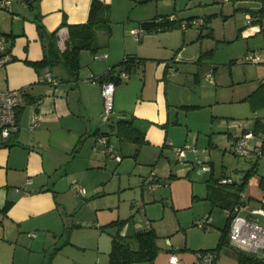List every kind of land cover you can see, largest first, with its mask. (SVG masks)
Here are the masks:
<instances>
[{
    "label": "rangeland",
    "instance_id": "obj_1",
    "mask_svg": "<svg viewBox=\"0 0 264 264\" xmlns=\"http://www.w3.org/2000/svg\"><path fill=\"white\" fill-rule=\"evenodd\" d=\"M165 1L125 0L123 7L118 4L114 13L109 14L110 34L98 29V35H104L107 42L121 50V60L126 54L135 53V46L141 44L145 36H150L144 46L138 47L140 52L176 65V73H168L165 78L169 96L175 101L171 106L175 124L170 123L168 131L174 146L186 147V156L178 157L169 147H164L160 156L158 150L154 152L133 139L122 138L114 124L110 132L111 120L118 118L104 119L103 107L100 120L106 123L123 161L117 162L104 143L101 142L104 148L97 145L100 144L99 134L94 143L99 147L92 144L98 152V161L92 169L84 171L82 180L75 178L79 186L85 187L86 194L80 196L71 188L77 197L68 194L64 226L56 235L51 233L52 237L46 241L45 262L51 256L50 264H108L112 236L119 228L117 222L124 224L120 233L124 227L125 233H130L141 228L148 219L158 234V256L168 254V248H176V253L186 251L201 264L196 256V251L204 249H198L200 242L216 243L220 235L217 226L220 223L223 226L226 217L224 208L212 206L205 198L210 175L241 182L254 164L256 172L252 176L264 175V145L258 137L250 139L246 154L234 150V137L243 127H253L256 116L264 122V106L258 107L252 97L259 96L255 91L264 80V62L245 60L246 52L259 50L260 42L264 46V33L254 37L237 36V27L244 16V9L238 7L254 6V2L260 0H170L169 6ZM11 2L21 4L26 0ZM129 2H133L131 6ZM156 11L177 13L179 21H195L185 29L178 22L175 27L145 33L140 41L135 40L129 29L137 27L140 19L149 18ZM224 15L229 18L225 22ZM200 17L210 18L209 29L201 28L196 22ZM209 31L211 35H206ZM126 45H129L127 53L124 52ZM179 47L186 48L184 60L173 58ZM194 52L195 60H187L194 57ZM133 74L134 71L129 76ZM255 101L257 103V97ZM186 104L197 106L185 107ZM255 133L264 134V131ZM87 149L83 145L82 153H88ZM198 161L212 170L200 172ZM186 181L188 183L184 184ZM92 183L99 185L96 192L89 188ZM154 184L158 188L153 187ZM171 190L176 193L177 202ZM207 215L216 221L204 228L197 221ZM251 217L257 219L255 215ZM258 220L264 224V217ZM41 249L36 253L42 255Z\"/></svg>",
    "mask_w": 264,
    "mask_h": 264
},
{
    "label": "crops",
    "instance_id": "obj_2",
    "mask_svg": "<svg viewBox=\"0 0 264 264\" xmlns=\"http://www.w3.org/2000/svg\"><path fill=\"white\" fill-rule=\"evenodd\" d=\"M102 1L110 4V13H114L118 4L120 7L125 5V0ZM138 1L144 3L147 0ZM167 1L164 3H168L169 6L170 0ZM90 2L91 0H34L31 3L23 2L21 4L11 2L9 8L0 11V32L8 34L12 38L11 52L14 57L7 64L0 66V90L24 87L27 91V102L17 113V129L7 138H2L0 135V264H44L43 253L48 252V248L45 247L46 241L52 237L51 233L56 235V232H59L64 226L68 194L74 195L71 188L75 189V186L78 185L77 180H82L84 171L92 169L94 162L98 161V152L92 148L95 145L96 137L99 134H107L108 143H104V145L108 147V144H112L114 151L118 154L110 138V132L114 128L113 124L115 125L118 119L111 120L110 132L107 131L106 123L104 124L100 120L103 111L101 86L98 82L90 80L89 77L92 74L97 77L103 76L112 65L118 64L122 56L121 50L113 47L111 42H107L104 35H98L99 47L95 53L86 49L80 51L79 79L77 81L65 79V70L56 66L50 71L58 80L56 85L40 80L41 76L48 71L47 69L38 73L24 61L39 60L43 56L35 24L36 17L41 18V22L47 30L57 29V43L63 50L68 37V28L66 25H62V22L64 20L67 23L86 21ZM262 2L264 1H255L254 6L238 7L241 10L244 9V16L243 22L237 27V36L251 35L254 37L264 33V11L261 15H252L253 11L259 10L264 5ZM129 3L131 6L133 2ZM171 13L156 11L155 15ZM172 14L179 17L177 13ZM246 14L252 16L249 22L246 20ZM223 18L224 22L229 19L227 15H224ZM202 19L204 18L200 17L196 20ZM134 28L139 27H131L129 33L138 41L145 33L158 32L143 31L139 37H136L131 32ZM209 32L206 35H211V31ZM147 37L150 36H145L144 40H141L142 43L135 46V53H132V55L145 58V60L133 68V75L120 79L115 84L111 114L116 112L130 114V117L127 118L132 119V123L142 135L140 139L142 146L145 145L154 152L160 151L161 156L164 147H169L172 151L176 147L171 141L168 131L169 124H175V120L172 122L171 117V106L175 101H172L171 95L169 96L165 78L168 73L174 75L177 67L171 61L160 59L156 55H144L140 52L138 47L145 45ZM151 44H153L152 41ZM260 44L257 45L259 50L256 51L258 54L262 53L259 58L260 62H264V46ZM128 46L126 45L124 51L126 53L129 49ZM86 51L91 56H88ZM184 51L186 48L179 47L173 58L184 60ZM94 54L101 57L94 58ZM193 56L185 58L195 60V52ZM198 59L199 56L196 60ZM117 70L119 69L114 70V74L118 72ZM133 71L129 73L131 74ZM210 71L212 72V70ZM210 71L207 72L208 76L211 74ZM37 99L39 103L34 106L33 102ZM34 111L39 112L40 119L35 127L30 128L29 119ZM256 119L261 120L258 116ZM176 123H178L177 120ZM252 129L253 127H243L234 140L241 133ZM83 145L88 148V153H82ZM97 145L103 146L101 143ZM99 146L95 145V147ZM193 149L196 151L194 147ZM174 153L176 152L174 151ZM110 155L115 157L112 153ZM185 156L186 154L178 155L180 158ZM115 160L123 161L122 157L120 160L116 158ZM259 177L251 176L242 192L245 203L240 206V213L248 217L254 216L250 215V210L253 207L264 206V191L259 187ZM28 178L29 182H27ZM185 183L187 184L188 181ZM83 188L85 189V187ZM89 188L92 192H96L99 185L92 183ZM75 192H77L76 189ZM77 193L80 196H85L86 189L82 194ZM171 193L177 202L176 193H173L172 190ZM190 193L194 194L192 191ZM74 196L77 197L76 194ZM196 196L199 195L196 194ZM210 211H212L211 208ZM255 216L258 219L264 217ZM206 217H209L210 221L202 225L204 228L215 220L208 215ZM150 225L153 227L151 222ZM224 225L222 226L220 223L217 226L220 235ZM125 229L124 227L121 234L125 233ZM220 235L216 243L213 241L206 244L201 241L198 249L214 248L220 240ZM40 248H42V255L36 253ZM237 249L239 248L232 246L229 242L223 243L218 248L214 264H237ZM167 250L168 254L157 255L152 263L138 264H169L172 255L178 257L180 264H197L194 256L186 251L176 253V248Z\"/></svg>",
    "mask_w": 264,
    "mask_h": 264
},
{
    "label": "trees",
    "instance_id": "obj_3",
    "mask_svg": "<svg viewBox=\"0 0 264 264\" xmlns=\"http://www.w3.org/2000/svg\"><path fill=\"white\" fill-rule=\"evenodd\" d=\"M26 2L28 3L27 0ZM262 11H264V5H262L259 10L253 11L252 14L254 16H256V14L261 15ZM109 14V3L102 0H91L86 21L81 23H67L64 20L62 25L67 26L68 37L65 41V48L63 50L59 48L57 43V29L47 30L42 24L41 18L39 16L36 17L35 24L40 43L42 45L43 56L39 60L24 61L31 65L38 73H41L44 69L51 71L54 67L60 66L66 72L65 79L77 81L79 79L80 70V51L82 49H87L91 53H95L99 47L98 29H104L107 35L110 34L111 24ZM209 21L210 18L206 17L202 19L199 24L203 27H209ZM178 22L181 25V22L183 21H179V19L172 13L166 15H154L150 18L139 20L138 27L143 31H163L175 27ZM185 22L187 26L193 23L190 20H185ZM8 37L11 39V47L12 38L9 35ZM199 58H201V55ZM12 59H14V57ZM143 60H145V58L137 57L132 54H126L123 60H121L118 64L112 65L107 70V72L103 75V78L112 80L116 84L120 81V78L118 77L119 70H126L127 72L133 71V68ZM116 68L119 70H117L118 72L114 74V70H116ZM255 93L259 95H251L254 97L255 104H257L258 107L264 106V80L260 82ZM255 97H257V103L255 101ZM195 106L197 105H185V107ZM115 125L122 138L133 139L139 144L141 143L140 139L142 138V135L132 123L131 118H118ZM252 130L254 132L264 131V123H262L261 120L256 119ZM103 135L107 136V134ZM255 172L256 170L254 164L245 172L241 182H234L231 179L223 182L221 180L226 177L214 178L211 174L208 178L209 182L207 183L205 198L210 200L212 206L216 205L224 208L225 212L232 210L235 205H244L245 200L242 198V192L248 183V179ZM210 180H212V182H210ZM259 187L262 191H264V175H260L259 177ZM231 217V214L226 213V221L224 227L222 228L220 240L214 248H210L211 250L217 251V254L218 248L223 243H228V228ZM147 221L149 223L148 227L144 224L143 227L133 229L130 233L124 234L120 233L124 225L123 221H116L119 228L117 233L112 236L108 264H138L142 262L152 263L154 261L155 257L159 253V247L157 245L158 234L150 225V221ZM236 253L238 257L237 264H264V257L252 255L240 249H237ZM50 257L44 264H50Z\"/></svg>",
    "mask_w": 264,
    "mask_h": 264
},
{
    "label": "built area",
    "instance_id": "obj_4",
    "mask_svg": "<svg viewBox=\"0 0 264 264\" xmlns=\"http://www.w3.org/2000/svg\"><path fill=\"white\" fill-rule=\"evenodd\" d=\"M11 6L10 0H0V11L7 9ZM251 15L246 14V20L249 22L251 20ZM197 23H201V20H196ZM187 24L185 21L181 22V27L186 28ZM131 32L139 37L143 30L140 28H134ZM104 57L106 55H103ZM100 55L94 54V58H100ZM12 52L10 47V38L6 33L0 32V66H3L12 60ZM245 60L247 62H259V54L257 51L247 52L245 54ZM129 72L126 70H119L118 77L120 79L127 78ZM90 80L98 82L101 86V95L103 98V107L105 117L108 119L112 111L113 94L115 90V83L112 80L104 79L103 76H94L93 74L89 77ZM40 80L50 83L51 85H56L58 80L50 73L46 71L40 78ZM27 91L24 87L8 88L6 90H0V135L2 138H7L12 132L17 129V113L18 110L23 107L26 100ZM39 100L33 102L34 106H37ZM40 114L38 111H34L29 119V127L33 128L39 123ZM258 137L261 145H264V134H257L253 130H248L241 133L239 137L235 139L234 150L243 154L248 152V144L250 139ZM107 136L101 134L98 138V142L108 143ZM173 150L179 155L184 156L186 147H174ZM261 151V149H260ZM108 152L115 155V158L120 160V154L114 151L111 144H108ZM200 167L198 170L200 172L209 171L211 168L208 165L201 164L202 161H198ZM151 180L155 179L151 177ZM229 178H223L221 181H229ZM30 179H27L29 182ZM156 187V184L152 185ZM75 189L79 193H84L85 189L81 186L76 185ZM141 206V204H138ZM231 214V220L228 228V242L232 246L243 249L247 252L253 253L256 256L264 257V224L259 222L257 219H252L251 216H246L240 213V206L235 205L234 208L226 212ZM250 215H260L264 216V206L253 207L250 210ZM210 221L209 217L203 220L197 221L199 225L207 224ZM146 226H149L148 221L145 222ZM197 259L201 264H214L217 257V251L215 250H198L196 251ZM169 264H180L179 259L176 255L170 257Z\"/></svg>",
    "mask_w": 264,
    "mask_h": 264
},
{
    "label": "water",
    "instance_id": "obj_5",
    "mask_svg": "<svg viewBox=\"0 0 264 264\" xmlns=\"http://www.w3.org/2000/svg\"><path fill=\"white\" fill-rule=\"evenodd\" d=\"M110 117H113V118H115V117H119V118L130 117V114H126L124 112H116V113H112Z\"/></svg>",
    "mask_w": 264,
    "mask_h": 264
}]
</instances>
